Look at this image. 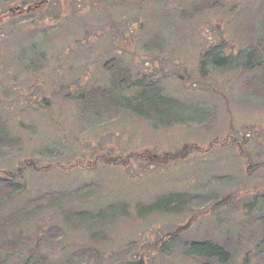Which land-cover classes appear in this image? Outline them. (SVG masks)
<instances>
[{
	"label": "rangeland",
	"instance_id": "374dc122",
	"mask_svg": "<svg viewBox=\"0 0 264 264\" xmlns=\"http://www.w3.org/2000/svg\"><path fill=\"white\" fill-rule=\"evenodd\" d=\"M40 1L0 0V119L8 135L0 176L27 160L40 168L25 170V191L0 207V219L22 220L26 239L12 253L0 249V264H113L176 230L167 255L152 247L146 264H205L183 250L202 242L227 247L230 264H264V93H247L252 77L239 63L204 79L198 67L216 43L231 59L256 45L264 0H47L28 17L16 10ZM111 61L129 72V84L156 82L188 125L160 129L136 117L125 106L139 103L138 91L103 119L83 111L81 94L112 90L104 67ZM193 108L202 111L200 127L189 123ZM213 141L230 144L210 150ZM186 145L201 149L184 152ZM180 150L178 160L156 159ZM130 152L147 157L102 162ZM50 194L69 200L46 209L40 199ZM171 194L209 201L194 217L147 215ZM50 229L59 237L47 241Z\"/></svg>",
	"mask_w": 264,
	"mask_h": 264
},
{
	"label": "trees",
	"instance_id": "16d2710c",
	"mask_svg": "<svg viewBox=\"0 0 264 264\" xmlns=\"http://www.w3.org/2000/svg\"><path fill=\"white\" fill-rule=\"evenodd\" d=\"M24 16L28 17V14ZM227 49L228 46L223 42L216 43L205 49L199 56V77L204 79L207 76L208 71L222 70L226 68L230 69L233 68L232 66H236V63H239L240 70L243 71L242 73H248L250 74V77H252L251 80L253 84L248 83L249 87L247 89V93L252 92L256 93V95L258 92L264 93V13L259 21V36L256 40V45L251 46V48L245 51H239L236 53V57L234 59L225 55V51ZM104 67L109 73V82L112 85V90L106 92L91 89L86 91L84 94H81L77 100L80 102L83 111L96 116L98 119H103L105 116L104 113L122 109L121 99L124 94L138 91V96L136 97L140 100V104L137 103L133 106L126 103L125 106L126 110L132 112L136 117L149 121L152 123L154 128L160 129L171 128L174 124L188 125L185 121L186 112H183L181 109L182 107L175 104V102L171 101L170 98H167L164 93L160 91L156 82H150V80L147 81V76H143L140 80L133 81L129 84L131 80L130 74L128 71L124 70L119 63L111 61L110 63L105 64ZM236 68L239 67L236 66ZM201 112L202 111L198 109H194L189 115V123H193L195 121L194 123L200 127L201 124H203L201 119L203 116ZM3 128L4 124L0 119V146L7 144L6 138L8 135H4L2 130ZM228 139L230 140V138ZM226 143L228 142L213 141L210 143L208 149L212 150L216 147V145H223ZM8 144H10V142H8ZM228 144H230V141ZM238 145H241V143ZM182 149H184V152L188 150H190V152H194L200 150L201 148L196 145H186ZM180 152L181 150L173 154H164L162 158L157 157L156 159L161 161L178 160L183 156V153ZM240 154L243 158H248L247 154L243 151L242 146L240 148ZM146 157L147 155L144 152H130L125 159L106 157L108 159L102 160V162L106 165L122 166L126 165L127 161L130 159L143 160L146 159ZM96 163L97 162H94L93 165L96 166ZM247 164L249 165V161H247ZM86 167L90 166L87 164ZM92 167L93 166L91 165V168ZM32 168L40 169L37 167L34 160H27L22 163L17 170L11 172L4 171L1 173L3 175H1L2 177L0 176V207L5 206L25 191V184L21 183L23 182L22 174L25 170ZM60 198L61 199H56L50 194V197L42 196L40 202L46 203V209L57 211L61 210V203L69 200V196H62ZM54 199L55 201H53ZM200 200L202 202H199ZM191 201L192 199L187 195L171 194L149 208L150 210L147 215L155 213L182 214L185 211H189L193 217L194 215L198 216V214H195L196 211L200 209V206L208 203L209 199L207 200V198L200 196V198H197V201H195L196 203L191 204ZM188 203L194 207L190 208ZM216 207L217 205L213 206L212 209H215ZM19 213L26 217L34 214L30 213L28 215V213L23 212L22 210ZM21 221L22 220H20V218H15L13 216H7L0 219V249L3 251H11L12 253L25 246L26 239H24L21 231L18 230L20 228L19 226L21 224L19 225V223ZM64 223L72 225L70 215L64 219ZM58 237L56 229H50L46 232L47 241L55 240ZM168 242L159 253L167 255ZM183 247V250H186L189 254L192 253L198 260H204L206 262L205 264H230L233 257L231 251L227 247L223 245H213L209 242L184 244ZM35 264H42L41 260H38ZM243 264H247V259L244 260Z\"/></svg>",
	"mask_w": 264,
	"mask_h": 264
},
{
	"label": "water",
	"instance_id": "95a60500",
	"mask_svg": "<svg viewBox=\"0 0 264 264\" xmlns=\"http://www.w3.org/2000/svg\"><path fill=\"white\" fill-rule=\"evenodd\" d=\"M30 9H28L27 11H29ZM178 233V230H176L175 232L173 233H169V234H166L163 238H166V237H174L176 236V234ZM148 245H145L144 247H147ZM143 247V248H144ZM142 249V248H141ZM113 264H145V261H144V255H141L138 259L136 260H126V261H119V262H115Z\"/></svg>",
	"mask_w": 264,
	"mask_h": 264
},
{
	"label": "flooded vegetation",
	"instance_id": "af4514ba",
	"mask_svg": "<svg viewBox=\"0 0 264 264\" xmlns=\"http://www.w3.org/2000/svg\"><path fill=\"white\" fill-rule=\"evenodd\" d=\"M20 12L23 13V10H20ZM20 12H18V13L21 14ZM259 247H262L263 248V246H261V245L260 246L259 245L256 246V248H259ZM247 264H250V261L249 260H247Z\"/></svg>",
	"mask_w": 264,
	"mask_h": 264
}]
</instances>
